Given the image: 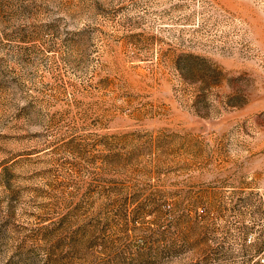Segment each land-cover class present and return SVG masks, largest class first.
Wrapping results in <instances>:
<instances>
[{
  "label": "rangeland",
  "instance_id": "374dc122",
  "mask_svg": "<svg viewBox=\"0 0 264 264\" xmlns=\"http://www.w3.org/2000/svg\"><path fill=\"white\" fill-rule=\"evenodd\" d=\"M0 264H264V0H0Z\"/></svg>",
  "mask_w": 264,
  "mask_h": 264
}]
</instances>
